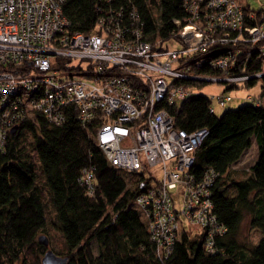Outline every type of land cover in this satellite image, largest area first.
<instances>
[{
	"label": "trees",
	"instance_id": "obj_1",
	"mask_svg": "<svg viewBox=\"0 0 264 264\" xmlns=\"http://www.w3.org/2000/svg\"><path fill=\"white\" fill-rule=\"evenodd\" d=\"M183 4L184 0H63L61 9L70 32L95 33L99 19L110 17L129 34L139 30L152 45L168 40L177 46L173 33L179 26L173 21L183 25L189 17ZM243 9L264 14V9ZM244 46L227 73L258 77L219 84L226 85V92L259 84V94L252 97L262 100L264 57L257 49L264 40ZM235 47H239L235 42L213 44L205 52H194L185 60L189 73L224 75L208 62L227 56ZM175 82L199 92L173 105L161 103L157 109L166 110L177 129L207 131L192 154L189 174L195 180L209 172L215 175L210 188L212 213L225 231L214 238V252L207 251L204 232L188 225L180 230L167 258L160 259L137 204V197L158 183L159 175L109 165L91 138L105 119L99 115L82 124L77 110L69 107L59 124L31 113L0 139V264H40L48 249L66 258L64 264H264V104L250 102L217 115L209 112L210 101L201 92L208 82ZM253 141L254 163L243 171L235 169ZM244 221L258 232L257 242L239 239ZM40 235L47 237V247L38 242Z\"/></svg>",
	"mask_w": 264,
	"mask_h": 264
},
{
	"label": "built area",
	"instance_id": "obj_2",
	"mask_svg": "<svg viewBox=\"0 0 264 264\" xmlns=\"http://www.w3.org/2000/svg\"><path fill=\"white\" fill-rule=\"evenodd\" d=\"M62 3L0 0V139L31 113L53 124L63 122L69 107L77 110L82 124L101 115L105 120L91 138L109 165L146 174H152L148 168H158V183L137 197L158 257L167 258L186 224L204 232L207 251L213 253L214 238L225 231L212 213L215 175L195 180L189 174L192 154L207 131L177 129L173 117L157 106L199 92L176 80L230 85L258 77L233 76L227 69L244 52V44L264 40V14L245 13L237 0H184L189 17L183 25L173 21L179 26L174 48L168 40L146 42L137 29L129 34L110 17L99 19L95 33L70 32ZM234 42L239 46L234 51L208 62L224 75L189 73L185 60L194 52ZM257 51L264 57V46ZM205 95L210 113L216 112L213 103L222 108L231 101L226 91ZM245 100L261 105L251 95Z\"/></svg>",
	"mask_w": 264,
	"mask_h": 264
},
{
	"label": "rangeland",
	"instance_id": "obj_3",
	"mask_svg": "<svg viewBox=\"0 0 264 264\" xmlns=\"http://www.w3.org/2000/svg\"><path fill=\"white\" fill-rule=\"evenodd\" d=\"M238 4L241 7H246L249 6L252 10L257 11L259 9H264V0H237ZM177 46L175 45L174 48H176ZM74 63H72L71 65H73ZM85 64L81 63L80 67H82L83 69L85 68ZM226 85L223 84H208L206 85L201 92L203 94H207V95H214L216 93H219L221 91L224 90ZM230 96H231V101L226 103V105L224 107H218L216 106L215 103H213V107L216 109V114L220 115L223 111H225L226 109H236L242 105H246V104H250L249 101L245 100V97L247 95H257L259 94V84L253 88H244V87H239V88H232L231 90L227 91ZM261 101V104H264V99H259ZM257 156V150H256V146L254 141L252 142L251 147L244 152V154L242 155V157L239 159L238 163L234 166L235 169L239 170V171H243L248 169L249 167H251V165L254 163L255 159ZM149 172L154 175V173L156 172V174L158 175V168L154 167V168H148ZM157 177V176H156ZM186 226H188L186 224ZM40 236H44L46 239L47 237L45 235H40ZM259 238V234L257 231H255L254 229H252L247 221H244L243 224L241 225L240 228V233H239V239L243 242H248V243H255L257 242ZM48 240V239H47ZM44 255V254H43ZM40 259V264H41V260L42 257Z\"/></svg>",
	"mask_w": 264,
	"mask_h": 264
},
{
	"label": "water",
	"instance_id": "obj_4",
	"mask_svg": "<svg viewBox=\"0 0 264 264\" xmlns=\"http://www.w3.org/2000/svg\"><path fill=\"white\" fill-rule=\"evenodd\" d=\"M15 130L16 127H13L10 132L14 133ZM38 242L45 247L48 245V240L44 236H39ZM65 262L66 258L56 256L50 249L46 250L41 260V264H64Z\"/></svg>",
	"mask_w": 264,
	"mask_h": 264
}]
</instances>
